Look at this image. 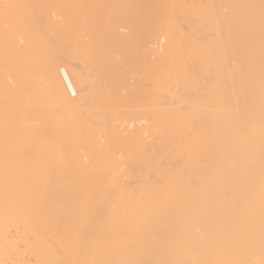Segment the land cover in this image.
Listing matches in <instances>:
<instances>
[{
    "label": "bare ground",
    "instance_id": "bare-ground-1",
    "mask_svg": "<svg viewBox=\"0 0 264 264\" xmlns=\"http://www.w3.org/2000/svg\"><path fill=\"white\" fill-rule=\"evenodd\" d=\"M0 264H264V0H0Z\"/></svg>",
    "mask_w": 264,
    "mask_h": 264
}]
</instances>
